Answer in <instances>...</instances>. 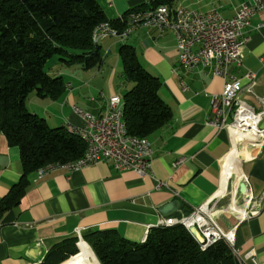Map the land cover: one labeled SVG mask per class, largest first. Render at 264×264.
<instances>
[{
    "label": "crops",
    "instance_id": "crops-1",
    "mask_svg": "<svg viewBox=\"0 0 264 264\" xmlns=\"http://www.w3.org/2000/svg\"><path fill=\"white\" fill-rule=\"evenodd\" d=\"M249 1L175 0L173 10L186 7L205 14L218 8L222 17L231 19ZM96 2L107 20L116 22L131 12L150 10L156 0ZM246 36L243 66H231L229 73L236 79L256 74L253 94L244 91L241 100L261 112L264 8L253 19ZM98 45L104 56L99 69L74 78L70 76L76 72L68 70L66 85L72 87L63 97L57 101L40 98L39 109H27L52 128L84 127L85 122L74 114L72 107L102 116L111 97L122 98L132 84L124 76L120 49L133 47L142 66L161 81V98L173 112L171 121L148 138L155 152L151 173L140 177L132 171L118 172L106 162L73 172L59 171L41 180L33 173L21 203L0 219V264H43L55 247L70 239H77L80 253L78 231L82 238L88 232H116L131 243L142 244L164 219L160 208L173 201H179L180 207L170 218L186 217L202 205L216 204L213 218L224 233H234L240 256L252 264L247 256L255 251L258 264H264V146L253 151V158L251 155L244 159L243 177H231L226 193L220 195L223 168L217 141L224 131L209 122L214 117L211 102L221 95L225 80L213 76L208 69H185L170 31L161 33L157 28H145L125 40L102 38ZM68 68L60 69L55 64L50 75L64 78ZM260 127L264 129V116ZM180 159L185 161L175 167ZM23 173L19 148L9 146L6 138H1L0 202L20 182ZM243 182L248 187L245 195L239 192ZM253 212L257 214L248 217ZM74 257L63 264H71Z\"/></svg>",
    "mask_w": 264,
    "mask_h": 264
},
{
    "label": "trees",
    "instance_id": "trees-1",
    "mask_svg": "<svg viewBox=\"0 0 264 264\" xmlns=\"http://www.w3.org/2000/svg\"><path fill=\"white\" fill-rule=\"evenodd\" d=\"M174 2L156 0L151 9L164 5L173 10ZM105 22L96 0H0V140L4 137L9 146L19 148L24 171L0 202V219L21 203L30 175L85 155L87 145L81 138L30 113L27 99L34 92L53 101L65 95L64 78L46 71L55 58L64 67L99 69L104 56L93 43V32ZM111 23L120 32L127 27V21ZM119 55L124 76L132 83L122 97L128 134L149 138L171 121L173 112L161 98V81L142 66L135 49L122 46ZM83 238L101 264H239L225 242L202 251L183 226L153 228L144 244L131 243L116 232H88ZM77 242L59 244L43 264H63L78 255Z\"/></svg>",
    "mask_w": 264,
    "mask_h": 264
},
{
    "label": "built area",
    "instance_id": "built-area-1",
    "mask_svg": "<svg viewBox=\"0 0 264 264\" xmlns=\"http://www.w3.org/2000/svg\"><path fill=\"white\" fill-rule=\"evenodd\" d=\"M263 8L264 0H250L242 4L231 19L222 17L218 8L205 14L183 8L181 20H173L172 17L165 16L157 22L136 23V25L144 24V29L157 28L161 33L172 32L176 39L181 65L185 69H208L213 76L225 80L221 95L213 98L211 102L214 117L209 122L210 126L220 131L244 123L241 120L246 114L249 118L250 106L241 100V95L244 91L253 94L256 74L249 73L244 79H236L231 77L229 68L243 66V49L248 41L246 31L251 28L253 19ZM122 21L123 19L118 20V22ZM107 28L115 27L111 22H106V27L102 32L103 38L108 37ZM244 82L247 83L246 86ZM71 87L70 85L69 89ZM122 101L123 99L119 96L111 97L108 109L102 116L87 112L79 106L72 107L74 114L85 122V126L70 128L82 131L86 137L92 138V145L90 155L82 167H73L69 172L106 162L118 172L132 171L140 177L151 173L155 154L153 144L144 143L142 140V147H134L127 128H122L121 119L117 118V107ZM259 115L261 118L264 116V108ZM255 136L254 146H264V129L256 131ZM249 145L252 146V143ZM184 161L180 159L175 167ZM55 167L58 166L50 167L47 174L55 173ZM161 186L162 184H159L158 188ZM216 206V204L202 205L186 217L161 219L157 225L183 226L187 230L194 228L195 232H192V237L197 238L202 251L208 250L219 242H225L239 264H248L247 260L239 254L234 233H224L215 222L213 214ZM256 214L253 212L252 216ZM77 233L82 242L81 232ZM247 259L252 264H258L255 251H251Z\"/></svg>",
    "mask_w": 264,
    "mask_h": 264
},
{
    "label": "bare ground",
    "instance_id": "bare-ground-1",
    "mask_svg": "<svg viewBox=\"0 0 264 264\" xmlns=\"http://www.w3.org/2000/svg\"><path fill=\"white\" fill-rule=\"evenodd\" d=\"M183 8L186 7H179L176 10H171L167 6L161 5L156 8L150 9V10H143V11H135L133 14H129L127 18H123V21H127V27L123 32H120L116 27L115 28H107V35L111 38H119L122 40H125L128 38L129 35L133 34L134 32H137L141 29H144V24H137V22L142 23H149V22H157L160 19H163L165 16L172 17L173 20H181V11H183ZM106 27V22L100 24L97 26L93 32V43L98 45V42L100 39L103 38V30ZM256 86V83L253 86V91ZM70 85H67V89L69 90ZM262 103L264 105V98L262 100ZM117 118L121 119V127L127 128L125 121H124V113H123V101L118 105L117 107ZM261 116L259 115V112L255 111L252 107H250L249 112V118L248 114H246L241 121H244V123H241L239 125H236L235 127H231L227 130H225L217 141V153L218 156L222 162V190L220 192V195L225 194L228 186V182L231 179V177L236 176L238 178L243 177V159L242 154L240 153L238 149V142L239 141H249L253 142L256 139V131H262V128L260 127L261 123ZM69 132L79 138H81L85 144L87 145V151L85 155L71 163H53L49 164L38 171H36L37 180H41L45 177H47L50 174H47L48 170L52 166H58L55 167V173L59 171H72L73 167H82V164L87 160V158L90 155V146L92 145V138L86 137L84 135V132L82 131H76L75 129L68 128ZM130 140L133 141L134 147H142V140H144V143H151V141L148 138H138L134 136H130ZM245 153V152H244ZM247 153V152H246ZM253 213H251L248 216H252ZM171 225H156L155 228H170ZM189 233L192 235L191 230H188ZM197 242V238H194ZM147 241V237L144 239L143 244ZM80 253L74 257V261L71 264H101L99 260L97 259L96 255L92 251V249L89 247L87 243L82 241L80 243Z\"/></svg>",
    "mask_w": 264,
    "mask_h": 264
},
{
    "label": "rangeland",
    "instance_id": "rangeland-1",
    "mask_svg": "<svg viewBox=\"0 0 264 264\" xmlns=\"http://www.w3.org/2000/svg\"><path fill=\"white\" fill-rule=\"evenodd\" d=\"M57 65L60 69H65L66 67H64V66H61L60 64H59V62L57 61V58H55V59H53L48 65H47V67H46V71H47V73H49V74H53V72H52V68L54 69V65ZM81 70V71H77V70ZM68 70H69V72H71V73H75V74H72L70 77L71 78H74L75 76L74 75H80V74H82V76H83V74H85V73H88V72H93V71H86V70H83V69H80L79 68V66H72V67H69L68 69H66V71H67V74H65V76H64V81H65V83L66 82H68V75L70 74V73H68ZM78 72V73H77ZM81 77V76H80ZM86 77H89V76H87L86 75ZM72 80V79H71ZM99 80H100V78H99ZM96 84L98 85L97 87H98V89H100L102 86H101V84H100V82L98 83V80L96 81ZM95 84V85H96ZM132 84V83H131ZM95 93V92H94ZM39 102H41V99L40 98H38L37 97V95H36V93L34 92V93H32L29 97H28V99H27V106H29V108L32 110V111H36L37 109H39ZM232 121V120H231ZM230 121V122H231ZM52 122H50V124H51ZM51 125H53V124H51ZM250 143H252V146H250L249 144ZM255 145H257L256 143H255ZM260 146H254V143L253 142H249V141H239L238 142V149H239V151H240V153L242 154V159L244 160V159H246V158H248V157H251V155H252V158L254 157V155L252 154L253 153V151H259L260 150ZM245 152V153H244ZM247 152V153H246ZM244 163V162H243ZM242 168H243V166H242ZM83 239V238H82ZM84 240V239H83ZM80 241V240H79ZM85 242V241H84ZM81 243V242H80ZM86 243V242H85ZM88 244V243H87ZM90 247V246H89ZM91 248V247H90ZM93 251V250H92Z\"/></svg>",
    "mask_w": 264,
    "mask_h": 264
},
{
    "label": "water",
    "instance_id": "water-1",
    "mask_svg": "<svg viewBox=\"0 0 264 264\" xmlns=\"http://www.w3.org/2000/svg\"><path fill=\"white\" fill-rule=\"evenodd\" d=\"M239 192L241 194H247L248 193V187L245 182L241 183L239 186ZM180 202L179 201H173L163 207L160 208L159 213L164 219H169L171 216H173L179 209ZM191 232H195V229H191Z\"/></svg>",
    "mask_w": 264,
    "mask_h": 264
}]
</instances>
